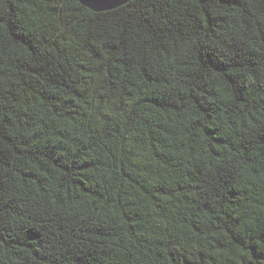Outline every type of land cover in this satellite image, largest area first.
I'll return each instance as SVG.
<instances>
[{
  "label": "trees",
  "instance_id": "16d2710c",
  "mask_svg": "<svg viewBox=\"0 0 264 264\" xmlns=\"http://www.w3.org/2000/svg\"><path fill=\"white\" fill-rule=\"evenodd\" d=\"M0 264H264V0H0Z\"/></svg>",
  "mask_w": 264,
  "mask_h": 264
},
{
  "label": "water",
  "instance_id": "95a60500",
  "mask_svg": "<svg viewBox=\"0 0 264 264\" xmlns=\"http://www.w3.org/2000/svg\"><path fill=\"white\" fill-rule=\"evenodd\" d=\"M82 5L95 11L103 12L118 8L131 0H79Z\"/></svg>",
  "mask_w": 264,
  "mask_h": 264
}]
</instances>
